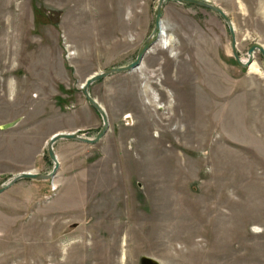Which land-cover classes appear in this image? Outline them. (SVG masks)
<instances>
[{"label":"rangeland","instance_id":"rangeland-1","mask_svg":"<svg viewBox=\"0 0 264 264\" xmlns=\"http://www.w3.org/2000/svg\"><path fill=\"white\" fill-rule=\"evenodd\" d=\"M211 1L240 58L264 46V0ZM158 3L0 0V186L51 172L55 133L98 134L83 85L135 61ZM162 19L143 68L89 89L106 135L59 140L54 178L0 194V264H264V74L216 11L169 0Z\"/></svg>","mask_w":264,"mask_h":264},{"label":"water","instance_id":"water-1","mask_svg":"<svg viewBox=\"0 0 264 264\" xmlns=\"http://www.w3.org/2000/svg\"><path fill=\"white\" fill-rule=\"evenodd\" d=\"M166 1L169 0H159L158 3V8H157V13H156V18H155V28L151 34V36L144 42V44L141 46L139 49L138 55L132 63L126 66H121V67H113L110 68L106 71H101L99 73H94L91 75L86 82L83 85V92L85 96L87 97L88 101L92 104L93 107L96 108V110L101 114L103 118V126L101 130L98 132V134L94 138H87L84 137L77 132H57L54 135L51 136L47 146H48V153L50 158L54 162V168L51 172L47 174H42V173H34V172H22L18 175H15L6 185L0 186V194L7 190L8 188L12 187L14 184L19 182L20 180L23 179H32V180H50L54 178L56 175L57 171L60 168V162L58 160V157L56 155L55 151V144L61 140V139H71V140H77L80 142H85L89 144H95L98 143L107 133L109 129V119L108 115L106 113V110L100 102H98L97 99L92 97L89 89L91 85H93L95 82L108 77L110 75H113L115 73H122V72H130L138 68L143 64L144 57L148 50L152 47V45L155 43L156 37L160 35L161 28H162V22H163V9H164V4ZM182 3H190V4H195L198 6H202L208 9H211L213 11H216L223 19L224 21L228 24L229 30L231 33L232 37V47H233V54L234 57L237 61V63L243 67L247 68L249 67L254 60L255 53L256 51H260L263 56H264V46L259 43H254L251 45V47L248 50V59L246 62L240 58V55L238 53V47H237V41H236V28L234 26V23L232 22L231 18L227 15V13L218 5H216L214 2L211 0H174ZM16 122H9L6 124L1 125V129H8L14 126ZM142 264H158V262L155 259H152L150 257H143L142 258Z\"/></svg>","mask_w":264,"mask_h":264},{"label":"bare ground","instance_id":"bare-ground-1","mask_svg":"<svg viewBox=\"0 0 264 264\" xmlns=\"http://www.w3.org/2000/svg\"><path fill=\"white\" fill-rule=\"evenodd\" d=\"M167 29L165 28V26L163 25V22H162V28H161V32H160V36L161 37H166L167 36ZM169 41V40H168ZM173 44V43H172ZM238 47V46H237ZM248 59V58H247ZM244 61V59H242ZM247 61V60H246ZM244 61V62H246ZM143 68V65L140 67V69ZM250 71L252 73H257V74H261L263 75L264 73L261 71L260 67L258 66V63L256 61H254L252 63V65L250 66Z\"/></svg>","mask_w":264,"mask_h":264}]
</instances>
